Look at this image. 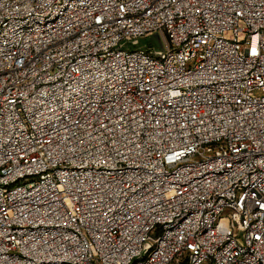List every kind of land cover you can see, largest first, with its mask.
<instances>
[{"label": "built area", "instance_id": "built-area-1", "mask_svg": "<svg viewBox=\"0 0 264 264\" xmlns=\"http://www.w3.org/2000/svg\"><path fill=\"white\" fill-rule=\"evenodd\" d=\"M206 263L264 264V0H0V264Z\"/></svg>", "mask_w": 264, "mask_h": 264}, {"label": "rangeland", "instance_id": "rangeland-1", "mask_svg": "<svg viewBox=\"0 0 264 264\" xmlns=\"http://www.w3.org/2000/svg\"><path fill=\"white\" fill-rule=\"evenodd\" d=\"M164 38L165 37L160 32H154L153 34L139 38L135 45L132 44V48L142 47L151 48L156 51H163L166 47Z\"/></svg>", "mask_w": 264, "mask_h": 264}]
</instances>
